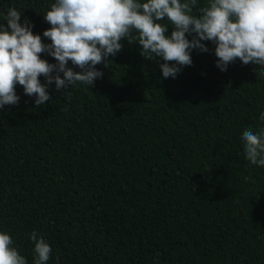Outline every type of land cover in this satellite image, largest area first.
<instances>
[{"label": "trees", "instance_id": "16d2710c", "mask_svg": "<svg viewBox=\"0 0 264 264\" xmlns=\"http://www.w3.org/2000/svg\"><path fill=\"white\" fill-rule=\"evenodd\" d=\"M53 3L0 0V25L15 7L50 44ZM202 43L175 78L125 38L92 86L53 81L37 107L16 85L18 104L0 108V232L28 264L33 231L51 246L47 264H264V167L243 141L264 128V76L239 59L222 71Z\"/></svg>", "mask_w": 264, "mask_h": 264}, {"label": "clouds", "instance_id": "9594fccd", "mask_svg": "<svg viewBox=\"0 0 264 264\" xmlns=\"http://www.w3.org/2000/svg\"><path fill=\"white\" fill-rule=\"evenodd\" d=\"M196 5L197 0H55L44 15L51 27L43 36L50 44L33 33L27 18L21 23L22 14L15 7L8 9L7 26L0 25V108L18 104L17 84L26 95L37 97V107L50 99L48 87L53 81L58 91L77 82L92 86L103 76L96 66L119 53L125 38L142 46L145 59L162 58L164 78H175L182 66H190L193 49L207 52L202 41L216 45L217 67L222 71L239 59L259 66L256 74L264 76V0H209L194 15ZM165 18L174 29L170 36L169 25L159 22ZM193 33L188 39L186 34ZM45 52L57 63L42 59ZM69 61L81 71L68 67ZM41 76L47 83H41ZM260 119L264 121V113ZM243 141L246 159L264 167V128L246 129ZM30 238L35 264H47L51 246L35 231ZM13 243L11 235L0 232V264H28Z\"/></svg>", "mask_w": 264, "mask_h": 264}]
</instances>
